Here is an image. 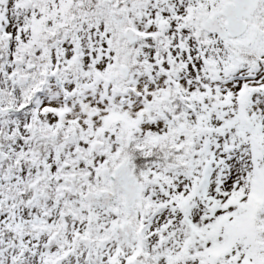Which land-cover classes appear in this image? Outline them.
<instances>
[{
	"label": "snow or ice",
	"instance_id": "obj_1",
	"mask_svg": "<svg viewBox=\"0 0 264 264\" xmlns=\"http://www.w3.org/2000/svg\"><path fill=\"white\" fill-rule=\"evenodd\" d=\"M0 264H264V0H0Z\"/></svg>",
	"mask_w": 264,
	"mask_h": 264
}]
</instances>
